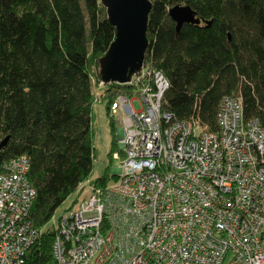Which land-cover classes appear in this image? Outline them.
Masks as SVG:
<instances>
[{
	"label": "trees",
	"instance_id": "1",
	"mask_svg": "<svg viewBox=\"0 0 264 264\" xmlns=\"http://www.w3.org/2000/svg\"><path fill=\"white\" fill-rule=\"evenodd\" d=\"M150 2L143 63L167 79L163 109L215 129L220 99L233 95L244 119L264 125V0ZM175 4L189 5L200 22L176 30L168 14ZM114 34L101 0H0V144L7 137L0 169L12 157L28 158L35 191L29 215L39 235L26 264H55L51 219L68 195L76 191L70 207L117 176L90 178L94 87L111 132L114 98L133 91L125 83L99 85L98 58ZM115 147L112 140L109 156Z\"/></svg>",
	"mask_w": 264,
	"mask_h": 264
},
{
	"label": "built area",
	"instance_id": "2",
	"mask_svg": "<svg viewBox=\"0 0 264 264\" xmlns=\"http://www.w3.org/2000/svg\"><path fill=\"white\" fill-rule=\"evenodd\" d=\"M125 84L133 91L109 108L125 114L117 176L54 222L55 264H264V125L233 95L220 99L215 129L173 118L167 79L144 63ZM28 168L18 155L0 169V264H26L39 235Z\"/></svg>",
	"mask_w": 264,
	"mask_h": 264
},
{
	"label": "water",
	"instance_id": "3",
	"mask_svg": "<svg viewBox=\"0 0 264 264\" xmlns=\"http://www.w3.org/2000/svg\"><path fill=\"white\" fill-rule=\"evenodd\" d=\"M106 16L115 28L114 38L106 51L98 58V74L102 83L129 82L143 65L147 46V17L150 0H101ZM176 30L183 22L198 24L200 18L187 4H175L168 8ZM7 137L1 142L4 145ZM115 173V170L114 172Z\"/></svg>",
	"mask_w": 264,
	"mask_h": 264
},
{
	"label": "rangeland",
	"instance_id": "4",
	"mask_svg": "<svg viewBox=\"0 0 264 264\" xmlns=\"http://www.w3.org/2000/svg\"><path fill=\"white\" fill-rule=\"evenodd\" d=\"M99 88L100 86L94 87V91L96 94L95 96L98 101L94 100L92 103L91 124L93 129L94 157L90 178L99 176L105 171H107L109 174L113 173L114 169L118 168V166L120 165L122 158L120 155L118 158L109 156L108 152L110 150L112 140H117V128L123 126V119L125 117V114L123 109L119 105L115 104L117 113L113 116L114 129L111 132V126L109 123L110 118L106 112L105 102H102L97 95L100 91ZM75 194L76 191H73L65 198L63 203L55 210V213L53 215L54 217L51 219V222H56L59 215L71 204V201L73 200Z\"/></svg>",
	"mask_w": 264,
	"mask_h": 264
},
{
	"label": "crops",
	"instance_id": "5",
	"mask_svg": "<svg viewBox=\"0 0 264 264\" xmlns=\"http://www.w3.org/2000/svg\"><path fill=\"white\" fill-rule=\"evenodd\" d=\"M97 101H98V100H97ZM120 129H121V127L117 128V133H116L117 136H118V134L120 133Z\"/></svg>",
	"mask_w": 264,
	"mask_h": 264
}]
</instances>
